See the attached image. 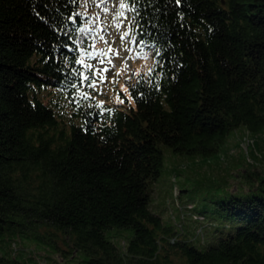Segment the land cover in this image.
I'll return each mask as SVG.
<instances>
[{
  "label": "trees",
  "instance_id": "trees-1",
  "mask_svg": "<svg viewBox=\"0 0 264 264\" xmlns=\"http://www.w3.org/2000/svg\"><path fill=\"white\" fill-rule=\"evenodd\" d=\"M81 1L0 0V264H264V172L215 201L233 224L203 248L151 207L160 143L212 156L264 127V0H123L126 39L159 53L150 83L101 75Z\"/></svg>",
  "mask_w": 264,
  "mask_h": 264
},
{
  "label": "rangeland",
  "instance_id": "rangeland-1",
  "mask_svg": "<svg viewBox=\"0 0 264 264\" xmlns=\"http://www.w3.org/2000/svg\"><path fill=\"white\" fill-rule=\"evenodd\" d=\"M83 2L91 7L85 12L89 17L85 22L87 26L97 28L99 22V26L105 24L106 30L111 32L109 36L111 39L123 41L122 26H115L110 18L102 20L95 8L97 7L95 0ZM125 44L129 45L128 40ZM102 70L101 75L105 74L104 69ZM112 81L114 76L109 75L108 82ZM118 83V87H125L119 80ZM112 86L110 84L111 90ZM105 95H108L109 100L117 102L124 100L120 93H114L113 90L112 93ZM160 146L164 161L162 171L153 184L151 207L162 215L165 222L188 233L194 242L203 248L213 238L216 223L218 229L224 230L230 229L231 226L227 224H233V221L222 219L220 214L213 213L217 205L215 201L228 197L231 192L252 188L257 183L256 174L253 172H264V127L252 133L248 132L244 125L232 129L221 144L219 152L212 156L181 153L164 143H160ZM188 203H193L195 208H188ZM202 210H206V216L194 218L193 213L198 214ZM212 216L214 218H211ZM201 227L204 234H200ZM18 247L16 245V248ZM37 250L38 254H53L49 257L40 256L39 260L44 264H69L56 253ZM24 253L29 254V249L19 255Z\"/></svg>",
  "mask_w": 264,
  "mask_h": 264
},
{
  "label": "built area",
  "instance_id": "built-area-1",
  "mask_svg": "<svg viewBox=\"0 0 264 264\" xmlns=\"http://www.w3.org/2000/svg\"><path fill=\"white\" fill-rule=\"evenodd\" d=\"M95 3L103 19L110 18L117 27L122 26L124 29L128 27L130 9L120 7L125 3L123 0H95ZM81 6L89 8L86 3H82ZM70 32H73V29ZM110 34L111 32L103 26L101 29L82 26L75 36L80 47L91 53L97 61H108V66L113 72L125 71L126 74H131L138 70L141 78L147 83L151 82L153 73L157 76L163 75L159 69L162 66L158 59L159 53L154 44L127 39L129 45H126L123 41L111 39Z\"/></svg>",
  "mask_w": 264,
  "mask_h": 264
},
{
  "label": "snow or ice",
  "instance_id": "snow-or-ice-1",
  "mask_svg": "<svg viewBox=\"0 0 264 264\" xmlns=\"http://www.w3.org/2000/svg\"><path fill=\"white\" fill-rule=\"evenodd\" d=\"M177 3H179V0H177ZM120 7L122 8H125V7H128V4H125V3H122L120 5ZM134 10V9H133ZM128 34L125 33V36H127ZM109 51H111V49H109ZM80 63H83V61L81 60ZM104 71H107V69H104ZM85 79H87V77H85ZM95 85V81L92 82V85L91 86H94Z\"/></svg>",
  "mask_w": 264,
  "mask_h": 264
}]
</instances>
